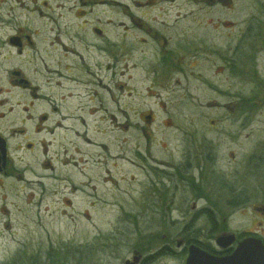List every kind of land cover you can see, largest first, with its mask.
<instances>
[{
    "label": "rangeland",
    "instance_id": "1",
    "mask_svg": "<svg viewBox=\"0 0 264 264\" xmlns=\"http://www.w3.org/2000/svg\"><path fill=\"white\" fill-rule=\"evenodd\" d=\"M0 7L6 15L7 5ZM22 7L16 11L19 23L44 37L49 34L47 28L38 24H80L76 17L82 11L90 16V23L111 26L124 23L131 27L132 17L154 28L180 23L189 29V43L199 39L204 44L205 55L202 62L186 66V76L173 71L158 77L152 74V47L138 48L137 38L132 41L134 34H128L125 81L135 91L131 99L125 95L123 106L142 109L144 115L153 110L164 120L167 114L150 97L152 90L153 94L161 92L172 105L188 91V101L186 108L173 107L168 113L179 121L176 126H155L141 133L112 125L89 128V138L108 148L103 156H109V183L104 182L105 166L94 158L100 150L86 149L77 140L80 152L93 159L76 156L78 165L59 166L51 138L46 133L34 134L29 123V138L19 147L31 143L33 150L19 153L15 161L20 171L13 177L0 176V264H126L136 250L147 258L142 264H186L187 255L178 242L183 238L204 245L214 241L209 232V209L225 217L237 232L256 231L261 222L264 226V216L255 210L262 202L251 199L249 205L231 210L226 203L230 197L222 192L225 183H233L247 144L237 150L233 147L229 113L222 107L229 103L227 76L218 74L221 65L208 53L216 45L227 49L230 40L224 36L228 32L225 25L235 23L237 35L251 25V40L256 43L253 55L257 57L253 67L264 74V0H23ZM218 25L221 32L215 28ZM45 60L49 65L47 57ZM29 66L31 72L43 68L37 56L30 57ZM156 79L157 88L152 89ZM178 86L183 90L176 89ZM255 114L253 127L264 132V108ZM208 156L211 158L206 159ZM58 175L62 182H56ZM199 178L205 180L200 190ZM177 184L180 190L174 196L172 186ZM75 187L80 191H73ZM159 195L174 203L158 202ZM202 195L203 200L198 198Z\"/></svg>",
    "mask_w": 264,
    "mask_h": 264
},
{
    "label": "flooded vegetation",
    "instance_id": "2",
    "mask_svg": "<svg viewBox=\"0 0 264 264\" xmlns=\"http://www.w3.org/2000/svg\"><path fill=\"white\" fill-rule=\"evenodd\" d=\"M13 1L6 0V3H0L8 7L7 14L4 16L1 12L3 8L0 7L1 177L11 178L15 172L20 171L19 164L15 160L19 159L17 156L22 149L27 152L33 150L34 145L31 143H26L25 147L21 145L19 147L21 142H26L29 138V123H32L34 134L46 133L51 138L49 142H53V146L58 151L55 155L59 166L78 165L76 156L93 159L89 157V154L80 152V148L77 147L80 143L77 140L86 149L90 147L100 150L99 156L94 158L98 159L100 165L105 166L107 177L104 182L107 183L111 181L108 179L110 170L106 167L109 156L104 157L103 153L108 151V148L89 138L91 126L112 125L120 128L119 130L136 128L141 133L142 129L146 131L147 128L155 126L171 127L178 124L179 121L174 120L168 113L173 107L179 111L186 108L188 91L181 96L178 94V102L172 105L167 97L162 98L161 92L153 94L152 89L157 88V79L154 87L150 89L152 96H150V90H147V95L158 100L156 102L158 109L167 114L166 119L159 120L153 110L144 115L142 109L123 106L125 95L131 99L135 91V89H128L129 85L125 81L124 43L129 37L128 34L133 33L132 41L137 38V43L141 45L134 43L138 48L152 47V54H154L152 74L162 77L173 71H179L186 76L187 65L203 61L205 47L199 39L191 41L197 46L189 43V29H185V26L176 23L170 27L162 25L154 28L155 26L135 17L130 20L131 27L124 23L112 24V26L90 23L88 20L90 16L82 11L77 12L76 17L82 21L80 24L56 26L48 23L43 26L38 24L37 27L47 28L46 32L49 34L44 37L40 31L30 28L27 24L19 23L16 11L23 9V0ZM130 15L124 13V16ZM41 16L45 18L43 14ZM5 19L8 20L5 21ZM54 21V18H51V22ZM220 26L215 28L220 30ZM108 27L114 29L109 30ZM121 30L127 32V35L118 32ZM226 30L228 32H224V36L230 40L227 49H219L220 46L216 45L208 53H211L210 56L221 65L218 74L227 76L225 90L228 93L229 103L222 107L229 113L233 147L237 150L246 143L247 150L241 165L235 169L233 183H225L226 189L222 188L224 189L222 192L230 197L226 203L231 210L245 207L253 199L262 202L255 210L264 216V132L253 127L256 111L264 108V74L259 72L257 66L253 67V63L254 66L256 65L257 57L254 58L253 55L256 43L251 40V25L240 30V35L236 33L235 23L225 25L224 31ZM31 56L41 59L43 68H39V71H30ZM198 77L201 78V76ZM178 84L180 85V82ZM178 87L181 89H176L183 90L182 86ZM184 90L186 91L187 87H184ZM173 93L177 95L178 91L174 90ZM114 106L116 108L111 110L110 108ZM36 110H39V113H36ZM45 150L48 153V150ZM209 158L211 157L208 156L206 159ZM101 161L105 162L101 163ZM81 177L85 176L81 175ZM61 178L62 176L58 175L56 182H62ZM203 179L199 178L200 185L197 184L199 190L204 187ZM89 182L92 184L93 181L89 180ZM77 188L72 190L80 191V188ZM172 188L176 196V191L180 190L179 184ZM255 192L260 194L255 195ZM198 198L203 200L204 195ZM157 200L160 203L167 202L169 205L174 203V199H168L163 195H159ZM207 211L210 217L209 232L214 241L204 245L199 240L183 238L177 245L178 248L185 250L187 258L192 246H198L217 258H227L233 256L240 244L248 239H258L264 245L262 222L259 223L260 228L256 231L237 232L230 227L227 219L214 209ZM200 213L205 212L201 210ZM134 258H139L136 264L147 261V258L137 250L134 252Z\"/></svg>",
    "mask_w": 264,
    "mask_h": 264
},
{
    "label": "water",
    "instance_id": "3",
    "mask_svg": "<svg viewBox=\"0 0 264 264\" xmlns=\"http://www.w3.org/2000/svg\"><path fill=\"white\" fill-rule=\"evenodd\" d=\"M138 261L139 258H134V262L126 264ZM186 264H264V245L258 239H248L240 244L233 256L227 258H217L198 246H192Z\"/></svg>",
    "mask_w": 264,
    "mask_h": 264
}]
</instances>
